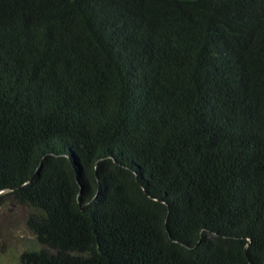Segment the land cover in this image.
I'll return each mask as SVG.
<instances>
[{
	"label": "trees",
	"instance_id": "16d2710c",
	"mask_svg": "<svg viewBox=\"0 0 264 264\" xmlns=\"http://www.w3.org/2000/svg\"><path fill=\"white\" fill-rule=\"evenodd\" d=\"M1 192L22 264H264V0H0Z\"/></svg>",
	"mask_w": 264,
	"mask_h": 264
},
{
	"label": "rangeland",
	"instance_id": "374dc122",
	"mask_svg": "<svg viewBox=\"0 0 264 264\" xmlns=\"http://www.w3.org/2000/svg\"><path fill=\"white\" fill-rule=\"evenodd\" d=\"M36 212L12 197L5 198L0 206V264H22L25 253L43 248L27 226L30 215Z\"/></svg>",
	"mask_w": 264,
	"mask_h": 264
},
{
	"label": "water",
	"instance_id": "95a60500",
	"mask_svg": "<svg viewBox=\"0 0 264 264\" xmlns=\"http://www.w3.org/2000/svg\"><path fill=\"white\" fill-rule=\"evenodd\" d=\"M1 194V193H0Z\"/></svg>",
	"mask_w": 264,
	"mask_h": 264
}]
</instances>
